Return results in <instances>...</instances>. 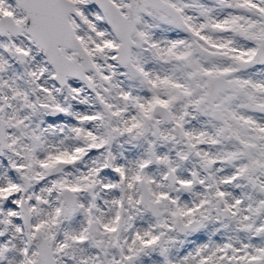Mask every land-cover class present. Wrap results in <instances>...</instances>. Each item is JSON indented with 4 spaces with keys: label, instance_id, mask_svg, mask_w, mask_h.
Instances as JSON below:
<instances>
[{
    "label": "snow or ice",
    "instance_id": "obj_1",
    "mask_svg": "<svg viewBox=\"0 0 264 264\" xmlns=\"http://www.w3.org/2000/svg\"><path fill=\"white\" fill-rule=\"evenodd\" d=\"M0 264H264V0H0Z\"/></svg>",
    "mask_w": 264,
    "mask_h": 264
}]
</instances>
